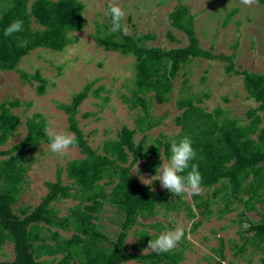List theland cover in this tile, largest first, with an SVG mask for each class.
<instances>
[{"label": "trees", "instance_id": "obj_1", "mask_svg": "<svg viewBox=\"0 0 264 264\" xmlns=\"http://www.w3.org/2000/svg\"><path fill=\"white\" fill-rule=\"evenodd\" d=\"M2 1L7 6L0 11V71H16L22 82L35 79V91L40 95L44 91L45 80L37 72L27 74L19 70L17 64L35 48L61 51L72 42L68 32L82 28L83 5L79 0ZM106 9L108 11V5ZM233 12L231 10L225 20ZM109 18V23L102 27L95 26L93 40L105 51L136 56L134 87L130 98L124 101H127L130 109L138 106L142 112L140 120H144L145 125L141 126L140 120L136 122V127L142 133L159 123V120H150L148 117L149 103L154 101L161 104L168 100L172 79L192 58L222 60L225 73L241 76L247 96L256 103L245 112L248 124L238 125L234 118H228L218 107L210 111L203 110L194 104L200 99L190 94L176 99L181 111L174 117L179 132L173 141L178 142L183 137L191 139L196 151V158L191 163L198 165L202 175L201 187L209 188L220 182L212 188L210 196L223 199V211L230 210V199L243 204L245 210H254L255 205L264 201V196H260V192L264 193V128L257 129L260 120L258 113L264 115V71L258 73L234 69L231 54H215L199 47L193 15L185 5L178 4L167 14L170 25L185 36V45L179 47L145 46L144 41L152 38L149 33L134 31L125 35L122 31L110 32ZM14 19L23 20V31L5 37L3 31ZM31 21L38 27L33 28ZM166 36L173 39L169 32ZM183 87L187 88L188 85ZM89 88L88 82L81 90L71 94L69 102L57 103V107L66 115L67 130L75 134L78 141L75 147L83 157L69 160L64 168L55 170V179L46 183L47 191L35 206L13 207L25 175V165L19 151L49 141L44 120L37 113L26 117L25 132L20 140L7 148H0V247L4 243L12 247V258L0 260V264H70L74 260L78 264H121L127 260L137 263L148 261V264H179L181 248L159 254L151 249L144 253L138 252L137 249L153 238L146 230L136 229V243L130 251L124 249L130 227L137 218L154 214L157 206L164 210H175L180 203L185 217H194L191 205L181 195L170 193L164 188L156 190L149 184H140L138 178L130 173L132 166L142 157L144 161L140 170L154 176L160 164L159 155L162 153L165 159H169L173 141L153 139L152 143L146 145L147 135L143 133L134 142L135 130L121 126L115 139H107L102 143L100 152L91 148L75 117ZM145 94L148 96L144 97ZM19 105L20 102L14 99L0 102V146L20 123L19 117L11 112L12 108ZM62 171L69 180L66 184L61 182ZM155 179L152 186L157 184ZM107 184L109 187L106 189ZM240 194L245 195V199ZM60 198L76 201L69 208V213L63 216H58L51 206L52 202ZM192 198L195 207L203 208L199 212L204 215L210 213L208 198L200 195H192ZM104 202L112 206L118 215L119 229L113 239L97 230L94 224ZM222 210L218 212L222 213ZM154 223L148 226L159 229L158 223ZM197 223L192 222L191 229ZM69 225L73 229L72 234L68 238H61L57 229H67ZM242 231L241 235L249 233V236L243 237L241 243L232 245L236 248L235 253L243 254L249 245L260 254V264H264L263 208L257 219L247 220ZM47 240H51V243ZM217 240L218 245L213 248L216 256L213 264H221L224 258L223 240L219 237ZM102 242L108 245L104 246Z\"/></svg>", "mask_w": 264, "mask_h": 264}, {"label": "rangeland", "instance_id": "obj_2", "mask_svg": "<svg viewBox=\"0 0 264 264\" xmlns=\"http://www.w3.org/2000/svg\"><path fill=\"white\" fill-rule=\"evenodd\" d=\"M79 1L83 5V24L79 31L68 32L72 42L61 51L35 48L17 64L19 70L27 74L37 72L45 80L42 94L38 95L35 91L37 84L35 79L22 82L16 71H0V102L8 99L20 102L19 106L11 109V112L19 117L20 123L0 146L1 149L20 140L25 132L24 120L33 113H37L44 120L45 133L70 132L67 130L66 115L57 107V103L69 102L71 94L81 90L88 82L90 88L87 97L78 106L75 117L89 146L98 152L101 151L100 147L105 140L116 138L121 126L135 130L134 142L138 141L143 133L147 135L146 145L152 143L153 139L172 142L179 132L174 117L181 111L176 105V99L190 94L200 99V102L195 101L194 104L203 110L210 111L218 107L228 118H234L238 125L248 124L245 112L256 103L247 96L241 76L225 73L222 60L198 57L192 58L178 70L172 79V89L166 102L149 103L148 117L150 120H159V123L143 133L139 131L136 122L141 119L142 112L138 106L130 109L127 101H124L125 98H130L131 89L134 87L136 56L105 51L94 43L95 26L102 27L110 21L109 15L106 14V5L110 0ZM111 2L124 10L125 17L121 23L127 29V33L131 34L134 31L149 33L152 38L144 41V45L164 48L179 47L186 43L184 34L174 29L167 18L168 12L176 5H185L188 12L193 15V27L199 47L215 54H231L234 69L258 73L264 71V2L256 1L251 7L241 4L240 0H111ZM6 6L7 4L1 0L0 11ZM231 10L234 12L225 20V16ZM31 26L38 27L32 21ZM167 32L173 36L172 40L167 38ZM184 85L188 87L184 88ZM147 96L148 94L144 95ZM248 101H253V105ZM258 114L260 120L257 129L264 128V115ZM140 123L141 126L145 125L144 120H140ZM49 144L50 140L19 151L23 157L25 175L14 208L23 205L35 206L47 191L46 183L55 179V170L64 168L69 160L83 157L75 146L61 156L53 153ZM159 150H162V147H159ZM159 160L160 164L154 176L140 170L144 161L142 157L132 166L130 173L138 178L140 184L146 183L153 189L161 190L158 177L163 165L168 163L170 158L165 159L161 153ZM154 178L157 184L152 186ZM61 182L64 184L69 182L64 171L61 173ZM219 183L209 188L201 187L200 197L208 198L210 213L204 215L199 212L203 208L195 207L192 196L183 194L181 198L191 205L194 217L186 218L180 203L175 210H164L157 206L154 214L137 218L130 227L124 249L130 251L136 243L137 236L134 234L136 229L146 230L153 237L151 241H154L160 234L180 227L185 233L176 247L182 249L179 264H213L216 260L213 248L218 245V237L223 240V264H260V254L254 252L249 245L243 254H236V248L234 249L232 245L241 243L243 237L249 236V233L241 235L240 232L243 233L247 220L259 217L260 210L264 209V201L255 205L254 210H245L243 204L230 199L228 203L230 210L223 211V199L210 196L212 188ZM108 187L107 184L105 188ZM261 195L264 196V193L260 192ZM239 196L245 199V195ZM75 203L76 201L71 198H60L52 202L51 206L58 216H63L69 213V208ZM219 210H222V213L218 212ZM117 216L114 208L104 202L101 212L94 219L95 228L109 239H113L119 229ZM196 221L197 225L191 229L192 222ZM154 222L158 223L159 229L148 226ZM57 232L61 238H68L73 229L69 225L67 229L58 228ZM47 241L51 243V240ZM148 243L137 249L138 252L150 250ZM102 245L108 244L102 242ZM11 248L9 243H4L0 247V260L12 258ZM70 264L78 263L74 260ZM121 264H148V261L137 263L127 260Z\"/></svg>", "mask_w": 264, "mask_h": 264}, {"label": "clouds", "instance_id": "obj_3", "mask_svg": "<svg viewBox=\"0 0 264 264\" xmlns=\"http://www.w3.org/2000/svg\"><path fill=\"white\" fill-rule=\"evenodd\" d=\"M255 2L256 0H240L241 4L249 7ZM106 14L111 17L110 32L122 31L125 35L128 34L127 29L121 23L125 17V12L121 6L110 0ZM23 27V20L14 19L5 27L3 35L11 37L15 33L22 32ZM248 103L253 105L254 102L248 101ZM46 134L50 140V150L61 156L67 154L78 143L74 133L47 131ZM170 151V160L163 165L158 177L161 187L178 196L183 194H187L188 196L200 195L202 191V175L198 170V165L191 163L196 158V151L192 147L191 139L183 137L178 142L173 141ZM183 236V228L177 227L174 230H168L160 234L154 241L150 240L148 248L158 254L169 252L177 247Z\"/></svg>", "mask_w": 264, "mask_h": 264}]
</instances>
